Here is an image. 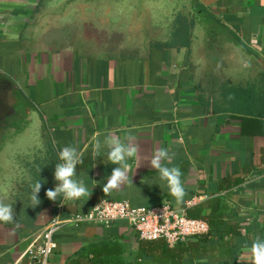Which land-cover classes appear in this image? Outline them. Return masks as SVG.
Instances as JSON below:
<instances>
[{"label":"crops","instance_id":"0c3cea01","mask_svg":"<svg viewBox=\"0 0 264 264\" xmlns=\"http://www.w3.org/2000/svg\"><path fill=\"white\" fill-rule=\"evenodd\" d=\"M166 1L163 14L121 1L115 19L110 0H0V74L11 86L0 102V201L14 208V223H0V264H26L53 216L104 198L212 215L229 233L185 264H251L264 236V0ZM109 134L136 148L118 188L106 184L117 165L92 153ZM69 145L84 154L77 174L91 193L53 201L45 192ZM161 147L181 169L182 203L149 163ZM55 240L52 264H160L123 220L64 224Z\"/></svg>","mask_w":264,"mask_h":264},{"label":"clouds","instance_id":"9594fccd","mask_svg":"<svg viewBox=\"0 0 264 264\" xmlns=\"http://www.w3.org/2000/svg\"><path fill=\"white\" fill-rule=\"evenodd\" d=\"M128 137L107 135L103 140L97 139L92 145L93 158L102 157L110 164L117 165L107 179L109 188H118L128 182V173L132 168L128 161L136 153L135 146L129 145ZM173 153L161 147L154 150L149 161L151 167L158 173V179L164 182L169 194L177 203H182L185 197V187L182 181V172L178 166L172 164ZM84 154L75 146H65L58 152V162L55 164L53 178L54 187L47 189L45 195L48 199L60 202L79 201L89 197L91 190L85 180L77 174V165L83 163ZM42 181L37 180L32 185L31 199L35 205L40 203L38 193ZM14 208L12 203L0 201V223H14ZM251 264H264V236L258 235L250 246Z\"/></svg>","mask_w":264,"mask_h":264},{"label":"built area","instance_id":"2783aa9c","mask_svg":"<svg viewBox=\"0 0 264 264\" xmlns=\"http://www.w3.org/2000/svg\"><path fill=\"white\" fill-rule=\"evenodd\" d=\"M117 220L125 221L140 239H163L168 245L204 234L209 228L205 220L188 217L184 207H175L168 202L155 206H134L126 200L104 198L95 202L87 213L65 218L53 216L31 240L21 257H25L26 264H52L50 258L57 247L55 234L64 224L93 221L109 225Z\"/></svg>","mask_w":264,"mask_h":264},{"label":"trees","instance_id":"16d2710c","mask_svg":"<svg viewBox=\"0 0 264 264\" xmlns=\"http://www.w3.org/2000/svg\"><path fill=\"white\" fill-rule=\"evenodd\" d=\"M188 217H192L186 212ZM212 215L200 219L208 223V231L198 236H190L169 246L163 239L144 240L139 238L138 246L149 257V262L160 264H185L204 253L205 247L214 241L221 240L229 233L228 226ZM210 229V231H209Z\"/></svg>","mask_w":264,"mask_h":264},{"label":"rangeland","instance_id":"374dc122","mask_svg":"<svg viewBox=\"0 0 264 264\" xmlns=\"http://www.w3.org/2000/svg\"><path fill=\"white\" fill-rule=\"evenodd\" d=\"M101 2L97 3L99 8H102L104 6V0H100ZM121 1H124V4L126 3L128 7H137V8H145V7H151V8H155V7H159L161 8V11L159 12V14H163L164 11L166 12L167 10V5H169L171 3V1L167 4L166 0H110V4L113 6V8L115 9L114 14L112 13L113 17L115 19H117L118 17H120L121 15L116 14L119 13V11L117 9H121L122 8V3H120ZM174 1V0H172ZM160 5V6H159Z\"/></svg>","mask_w":264,"mask_h":264},{"label":"water","instance_id":"95a60500","mask_svg":"<svg viewBox=\"0 0 264 264\" xmlns=\"http://www.w3.org/2000/svg\"><path fill=\"white\" fill-rule=\"evenodd\" d=\"M10 88L11 86L9 84V81L2 74H0V102L7 101V95Z\"/></svg>","mask_w":264,"mask_h":264}]
</instances>
